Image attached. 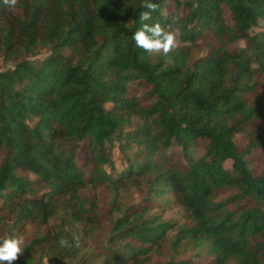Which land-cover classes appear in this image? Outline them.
Instances as JSON below:
<instances>
[{
  "label": "trees",
  "instance_id": "1",
  "mask_svg": "<svg viewBox=\"0 0 264 264\" xmlns=\"http://www.w3.org/2000/svg\"><path fill=\"white\" fill-rule=\"evenodd\" d=\"M168 1L175 10L165 14ZM153 2L146 22L189 44L166 54L138 48L143 0H0V56L12 63L0 71V220L6 209L5 235L26 221L46 226L16 264H69L78 227L90 236L104 224L79 264H199L178 258L187 250L209 258L203 264H264V170L254 175L246 158L264 148V31H252L264 22V0ZM38 48L47 54L29 59ZM133 81L143 95L128 94ZM134 116L141 124L123 129ZM238 134L247 138L241 150ZM115 135L122 151H135L113 175ZM172 145L180 152L165 154ZM126 185L147 186L144 204L116 202ZM100 187L113 194L108 221L97 212ZM219 189L233 192L218 199ZM164 194L183 222L150 213Z\"/></svg>",
  "mask_w": 264,
  "mask_h": 264
},
{
  "label": "rangeland",
  "instance_id": "2",
  "mask_svg": "<svg viewBox=\"0 0 264 264\" xmlns=\"http://www.w3.org/2000/svg\"><path fill=\"white\" fill-rule=\"evenodd\" d=\"M175 10V4L173 1L166 2V6L164 8V13L169 14ZM183 11V10H182ZM18 10H15V13H18ZM184 12V11H183ZM223 14L225 21L227 23H230V16L225 7H223ZM253 32H261L264 31V22L259 21L257 25L252 29ZM171 34L174 36L175 39V45L182 46L189 43H183L179 39L178 30L173 29L171 31ZM200 40L197 41V44H199ZM238 47L244 46V42L241 40L238 42ZM199 54H202V51H199ZM155 53V52H154ZM47 54V51L45 49L38 48L32 55L29 56V59L31 60H41L45 55ZM12 67L11 62H5L2 57L0 56V71H3L7 68ZM261 85L258 87V91H261L264 89L263 83L264 79L263 77L259 79ZM146 88L143 87L142 84L137 83V81L130 82L128 85V94L129 95H136L141 96L144 94ZM107 107H109V104H106ZM141 120L134 116L132 119V123L124 127L123 129L127 130L129 128H132L136 125L141 124ZM236 146L238 150H241L244 148V146L247 143V138L243 134L236 135L235 138ZM123 139L119 135H115L112 139L113 143V149H112V159L114 162V168L116 172H112L113 175H116V173L123 169L125 165V157L132 152L135 151V148H131L128 151H122L120 144H122ZM199 145L195 148H190L189 152L191 155L195 158L200 156L203 153V147L206 144V140L199 139L198 141ZM83 146L84 143H81ZM180 152V147L176 145H172L168 147L165 150V154L170 153H178ZM3 156V152L0 150V159ZM246 158L248 159V167L253 172L254 175L260 174L264 170V148L263 149H254L252 150ZM85 160L84 150L82 148L77 150L76 154V162L78 165H82ZM224 168L226 170L231 169V161L225 160ZM108 172H111V170L106 167ZM29 178L34 180V176L29 174ZM146 185H141L139 188L126 185L119 192L117 193V200L116 202L119 204H125V206H129L132 204H138L143 203L145 200V193ZM233 191L231 189H219L216 193L218 199H223L226 196L230 195ZM113 200V194H111L105 187H100L98 190V202H99V208L97 210L98 215L101 219L108 221L111 215H108V212L110 210V205ZM169 202V203H168ZM144 204V203H143ZM150 204H152L154 207L152 208L150 213L153 212H160L162 217L165 219L171 218L178 222H183V210L180 208L178 204H176L174 201H172V197L169 194H164L160 197H153L150 201ZM165 204V206L163 205ZM164 206V207H163ZM58 220L56 218H52L49 223L50 224H56ZM12 220L10 217V213L4 209L1 212V220H0V236L5 235V233L8 232L10 229ZM82 227H78L79 230H81L82 238L80 240V243L78 244V248L76 250V259L73 261H70L69 264H79L78 259L81 256V253L84 251V248L90 247L91 245H95L97 242H99L103 236L104 233L107 232V225L100 226L96 230L93 231L92 235H86L85 229H81ZM46 229L45 225H42L36 221H26L22 225H20L17 229L15 234L20 235L23 238L24 245L28 244L31 239L34 237L39 236L40 233H42ZM77 229V230H78ZM68 230L73 234L74 232L68 228ZM103 240V239H102ZM101 240V241H102ZM85 248V249H86ZM190 257L199 264L205 263L209 258L205 257L204 255H201L200 257H195L193 251H185L184 253H180L178 258H186ZM161 257L153 256V261H159ZM6 264L8 262L6 261ZM12 264H16L15 261L12 262ZM41 264H52L50 261L43 259ZM227 264H234L232 262Z\"/></svg>",
  "mask_w": 264,
  "mask_h": 264
},
{
  "label": "clouds",
  "instance_id": "3",
  "mask_svg": "<svg viewBox=\"0 0 264 264\" xmlns=\"http://www.w3.org/2000/svg\"><path fill=\"white\" fill-rule=\"evenodd\" d=\"M5 2L15 4V0H5ZM142 7L147 10L140 13L138 19L142 23L132 34V39L138 48L166 54L176 46L174 36L165 32L159 23L153 22L150 24L146 22L151 19V13L157 7L153 0H143ZM59 243L64 246L66 241L60 240ZM24 248L23 238L18 234L0 237V264H5L6 261L8 264H12Z\"/></svg>",
  "mask_w": 264,
  "mask_h": 264
}]
</instances>
